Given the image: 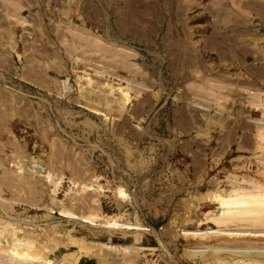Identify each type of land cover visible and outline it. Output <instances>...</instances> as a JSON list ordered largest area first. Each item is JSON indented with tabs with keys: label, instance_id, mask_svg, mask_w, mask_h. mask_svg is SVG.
Returning <instances> with one entry per match:
<instances>
[{
	"label": "rangeland",
	"instance_id": "1",
	"mask_svg": "<svg viewBox=\"0 0 264 264\" xmlns=\"http://www.w3.org/2000/svg\"><path fill=\"white\" fill-rule=\"evenodd\" d=\"M238 186L264 0H0V264H264V224L218 222Z\"/></svg>",
	"mask_w": 264,
	"mask_h": 264
},
{
	"label": "bare ground",
	"instance_id": "2",
	"mask_svg": "<svg viewBox=\"0 0 264 264\" xmlns=\"http://www.w3.org/2000/svg\"><path fill=\"white\" fill-rule=\"evenodd\" d=\"M124 101L128 100L127 92H123L119 89ZM246 186V185H245ZM247 187V186H246ZM258 186V189L249 190L244 187L232 188L229 192L216 195L212 193L214 200L218 204L219 211L221 212L222 218L218 222H225L230 220H241L249 219L253 223L264 224V190ZM119 198L124 197L122 191L117 193ZM62 216L73 217L72 213L61 212ZM219 213V212H218ZM219 216V215H218ZM83 221L92 220L91 216L82 217ZM107 227H119L123 229H136L141 228L135 227L131 224H118L115 221L106 222Z\"/></svg>",
	"mask_w": 264,
	"mask_h": 264
}]
</instances>
